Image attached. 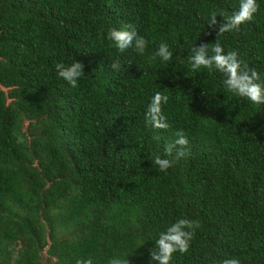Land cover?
<instances>
[{"label":"trees","instance_id":"trees-1","mask_svg":"<svg viewBox=\"0 0 264 264\" xmlns=\"http://www.w3.org/2000/svg\"><path fill=\"white\" fill-rule=\"evenodd\" d=\"M225 53L264 81V0ZM239 0H0V264H153L159 233L198 221L170 264H264V104L229 93L222 74L194 70L190 49ZM132 25L143 55L120 53L110 28ZM161 43L172 60H152ZM78 61L77 87L55 64ZM112 60L121 68L113 72ZM168 128L146 126L156 92ZM183 131L190 153L152 161ZM24 137L18 144L17 136ZM174 155V154H173Z\"/></svg>","mask_w":264,"mask_h":264},{"label":"clouds","instance_id":"clouds-1","mask_svg":"<svg viewBox=\"0 0 264 264\" xmlns=\"http://www.w3.org/2000/svg\"><path fill=\"white\" fill-rule=\"evenodd\" d=\"M258 8L257 0H239L238 9L220 22L217 21V13L210 12L207 26L211 32L208 34L214 32L216 41L211 44L202 43L199 46L194 44L190 49L189 63L194 70L204 68L209 73L216 71L222 74V84L229 93L247 99L254 104H264V81H261L260 74L255 68H249L239 59L238 50L225 53L217 39L224 33L239 31L240 25L251 21ZM106 38L114 44L120 53L133 49L143 55L147 45L145 38L140 36L132 25H127L123 29L110 28L107 30ZM156 57L167 62L172 60L173 52L169 50L167 44L161 43L152 60H155ZM110 67L113 72H117L120 70L121 64L119 60H112ZM55 69L58 76L73 88L77 87L79 78L84 74V65L75 60L68 65L57 63ZM168 102L169 96L159 91L152 96L145 112L146 126L160 130L168 128L166 116L162 111V106ZM16 142L23 144L24 137L18 135ZM188 145L189 139L183 131H178L176 139L165 145V155L173 157V159L161 158L156 155L152 163L158 166L161 172H165L174 161H178L190 153ZM198 227V221L189 219H179L171 224L166 231L160 232L155 238V247L151 250L150 261L153 264H170L173 253H187L194 231ZM77 264H93V261L92 259L78 260ZM110 264H129V259L113 258ZM222 264H241V261L237 258L224 259Z\"/></svg>","mask_w":264,"mask_h":264}]
</instances>
